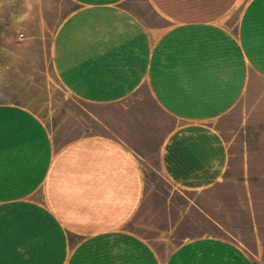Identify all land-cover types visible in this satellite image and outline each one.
I'll use <instances>...</instances> for the list:
<instances>
[{"label":"crops","instance_id":"crops-1","mask_svg":"<svg viewBox=\"0 0 264 264\" xmlns=\"http://www.w3.org/2000/svg\"><path fill=\"white\" fill-rule=\"evenodd\" d=\"M67 1L50 67L65 93L109 109L106 131L57 146L27 105L0 102V264H255L264 0ZM146 6L164 25L136 15ZM149 153L209 221L164 254L125 226L141 219Z\"/></svg>","mask_w":264,"mask_h":264},{"label":"rangeland","instance_id":"rangeland-1","mask_svg":"<svg viewBox=\"0 0 264 264\" xmlns=\"http://www.w3.org/2000/svg\"><path fill=\"white\" fill-rule=\"evenodd\" d=\"M43 4L46 5L45 11H28L35 5L42 10ZM72 6L67 0H0V102L27 105L50 128L57 146L59 142L79 134L105 133L106 112L109 110L107 107L82 103L65 93L50 67L48 45L54 26L58 17ZM235 14L238 13L234 11L232 15ZM136 15H141L150 25L160 21L164 25V21L147 6ZM43 16L46 21L42 23ZM19 33L22 37H18ZM114 125L117 126L116 123ZM144 182L146 185L141 189L144 195L136 208V217L140 213L141 219L132 220L130 225L125 226L141 233L148 242L156 245L159 252L166 253L184 238L207 227L205 223L209 224V221L204 219L205 222L195 208L188 207L192 192L172 185L159 170L155 156L150 153L146 157ZM185 213L189 214L191 220L177 222ZM175 222L177 224L173 230L162 237L156 231L144 230V226L170 229ZM260 232L257 250L253 244V251L248 250L255 264H264V228ZM239 237L246 240V236Z\"/></svg>","mask_w":264,"mask_h":264},{"label":"built area","instance_id":"built-area-1","mask_svg":"<svg viewBox=\"0 0 264 264\" xmlns=\"http://www.w3.org/2000/svg\"><path fill=\"white\" fill-rule=\"evenodd\" d=\"M18 37H22V34H21V33H19V34H18Z\"/></svg>","mask_w":264,"mask_h":264}]
</instances>
